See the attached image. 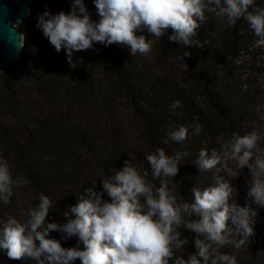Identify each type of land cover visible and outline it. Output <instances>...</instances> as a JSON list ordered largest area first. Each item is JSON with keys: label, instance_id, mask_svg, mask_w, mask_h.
Segmentation results:
<instances>
[{"label": "trees", "instance_id": "obj_1", "mask_svg": "<svg viewBox=\"0 0 264 264\" xmlns=\"http://www.w3.org/2000/svg\"><path fill=\"white\" fill-rule=\"evenodd\" d=\"M84 2L91 19L98 21L93 0ZM71 3L30 1V14L18 26L25 37L21 58L0 75V156L9 162L13 176L29 181L13 189L8 204L0 203V219H23L43 193L56 208L46 221L65 223L63 213L78 203L84 189L96 181V190L102 191L101 177L113 176L125 161L152 179L145 154L156 148L168 155L187 153L172 186L178 199L191 201V190L197 187L192 165L199 151L211 154L221 133L246 135L249 97L233 62L245 47L247 22L241 18L225 29L214 15L206 14L195 37L198 45L184 47L165 35L147 55L132 56L120 44L105 47L97 42L74 52L72 67L65 51L57 52L36 27L45 10L68 13ZM255 6L264 7V0H256ZM177 100L181 106L173 114L169 106ZM188 124H199V135L190 129L183 143L164 142L173 127ZM61 237L55 230L48 236L62 247L77 246L76 237ZM222 249L234 255L237 264H264V226L255 222L248 243ZM191 253L185 246L176 256L186 259ZM0 264L36 261L0 254Z\"/></svg>", "mask_w": 264, "mask_h": 264}, {"label": "clouds", "instance_id": "obj_2", "mask_svg": "<svg viewBox=\"0 0 264 264\" xmlns=\"http://www.w3.org/2000/svg\"><path fill=\"white\" fill-rule=\"evenodd\" d=\"M93 3L98 21L91 19L84 0H72L68 13L52 14L45 10L37 17L36 27L57 52L65 51L67 63L72 67H75L73 53L91 49L97 42L105 47L120 44L132 56L147 55L165 35L170 42L184 47L198 45L195 37L206 14L214 15L225 29L235 27L243 18L256 37L254 46L264 47V7H256V0H93ZM187 55L188 52L183 53ZM180 106L177 100L169 107L175 114ZM190 129L192 135H199L201 126L173 127L164 142L183 143L189 138ZM258 139L255 132L243 136L234 133L221 144L220 154L201 149L194 161L200 172L217 169L218 165L228 172L226 160L235 162L237 173L247 167L251 176L247 191L250 203L244 206L229 203L234 188L222 176H217L214 185L203 190L194 187L191 201L182 196L178 199L173 178L187 153L168 155L163 148H156L145 154L152 179L125 161L113 176L101 177L102 191L96 190V181L84 189L78 203L63 213L65 223L46 221L50 210L56 208L43 193L38 195L35 207L23 213V219L11 216L0 219V254L11 260H35L36 264H75L77 259L81 264H237L234 255L217 250L248 243L254 234L257 209H264V156H254ZM28 183L24 176H13L9 162L0 156V203L8 204L13 189ZM105 195L109 199H104ZM181 228L195 234L196 251L186 259L176 256L188 244ZM54 230L65 241L76 237L77 246L65 248L61 241L48 238ZM233 234L237 239L231 238Z\"/></svg>", "mask_w": 264, "mask_h": 264}, {"label": "rangeland", "instance_id": "obj_3", "mask_svg": "<svg viewBox=\"0 0 264 264\" xmlns=\"http://www.w3.org/2000/svg\"><path fill=\"white\" fill-rule=\"evenodd\" d=\"M256 37L254 36L251 29L247 28V40L245 47L242 49L241 53L237 59L233 62L235 67V74L244 83V89L248 92V121L245 126V133L255 132L258 139L257 149L254 150V156L260 155L264 156V47H255L254 41ZM192 93H197L194 87L190 89ZM198 100L206 107V101L198 97ZM231 137L227 133H221L217 136L215 142V151L217 154L221 152V144L230 140ZM222 159H225L223 156ZM225 167L228 172H225L219 165L217 169L210 170V172H200L198 166L192 165L193 173L195 175V180H193L198 188L203 190L206 187L213 186L217 176H222L231 183L233 186V198L229 203H236L239 206H244L245 203H250L247 198L248 191V181L251 179L249 169L245 167L237 173L235 169V162L226 160ZM229 172L231 174H229ZM255 208V205H251ZM257 216L255 222L257 224H262L264 226V209H257ZM228 226L231 227V222L229 220ZM182 237L185 236L188 239V251L195 252L196 249L193 244L194 235L193 233L180 229ZM232 239H237L233 234ZM230 250H235L236 248L232 245H227ZM218 253H223V249H218ZM75 264H81L80 260L77 259Z\"/></svg>", "mask_w": 264, "mask_h": 264}, {"label": "water", "instance_id": "obj_4", "mask_svg": "<svg viewBox=\"0 0 264 264\" xmlns=\"http://www.w3.org/2000/svg\"><path fill=\"white\" fill-rule=\"evenodd\" d=\"M31 0H0V75L21 58L24 35L20 22L30 14Z\"/></svg>", "mask_w": 264, "mask_h": 264}]
</instances>
